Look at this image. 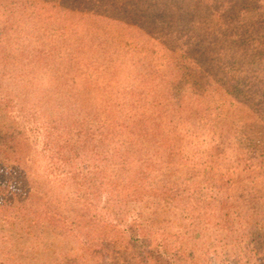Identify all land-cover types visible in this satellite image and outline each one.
Segmentation results:
<instances>
[{"label":"trees","instance_id":"1","mask_svg":"<svg viewBox=\"0 0 264 264\" xmlns=\"http://www.w3.org/2000/svg\"><path fill=\"white\" fill-rule=\"evenodd\" d=\"M0 1V264H199L209 253L264 264V144L250 154L206 138L223 131L216 110L256 107L264 60L253 86L222 73L235 51L208 24V3L183 5L174 25L151 30L143 11L127 9L142 0L101 12L95 0L74 11L77 0ZM9 27L42 33L50 50L8 38ZM20 81L40 88L25 95L26 114L15 104ZM62 81L71 95L57 104ZM193 135L209 141H198L205 164L186 167L175 159ZM41 144L66 178L58 186L29 169Z\"/></svg>","mask_w":264,"mask_h":264},{"label":"rangeland","instance_id":"2","mask_svg":"<svg viewBox=\"0 0 264 264\" xmlns=\"http://www.w3.org/2000/svg\"><path fill=\"white\" fill-rule=\"evenodd\" d=\"M73 1L74 0H71V2ZM89 1L92 0H77L79 4L73 7L70 11H74L73 9L81 10L86 8L85 6ZM123 1L134 2V0H95L94 3L98 4V10L101 12L99 9L100 6L102 8H105L106 6H113L114 8L115 4H122ZM142 2L143 4L140 10L138 7L136 8L134 6H129L127 9L132 13L134 9H136V12L140 13L143 11V18L145 15L146 18L152 21L151 30L156 25L160 26V24L164 25V27L174 25L177 14L183 5L189 6L190 8L193 5L195 6V4L201 5L202 2L205 4L208 3V6L206 8L204 7L205 11H207L208 24L213 25L220 34L227 37V50L235 51V55L233 57L226 54L224 55L225 59L222 58L220 61L223 67L222 73L227 75L234 74L236 76L249 77L240 80L239 83L242 89L246 85L253 86L257 81V78L261 76L259 69L262 68L261 64L264 59L259 57L258 48L261 47L264 51V0H142ZM3 3L4 1L1 2V4ZM159 8L168 9L172 17H168L167 20L164 21L160 15ZM128 15L130 16L129 13ZM152 16L153 18H151ZM136 23L138 24L137 18L132 17L129 25H135V30L138 35L139 32L146 34L145 29L140 28L142 27V24H138V26H136ZM29 26L30 25L27 27ZM48 27L52 29L51 24ZM7 30L8 38H10V34H13L14 38L17 40L25 38L26 40L33 41L37 51L43 49L44 47L47 48V50H50V46L43 45L42 41H40V39L44 36L42 33L37 34L34 31H22L23 33H19L20 31H17L16 29L14 30V28L10 27ZM246 37H250L253 45L258 47L253 48L256 51L248 48V42L244 41ZM13 42H10V40L7 41L8 51H10V48H13ZM36 42H38V44ZM219 44L224 43L219 41ZM105 80L106 79L104 78L99 80L101 86L105 85ZM36 82L38 83V81ZM64 84L65 82L62 81L61 89L53 91V94L57 96L54 103H67V98L71 95L70 91L72 90V86L66 83L69 87L65 88ZM39 90L40 88H37L35 85L30 88V86L23 81L15 84V104L18 106L19 112H24V110H26L24 108L28 107V100L26 102L27 98L25 99V95L30 98L29 92L32 94L34 91L39 93ZM43 91H47L52 94L48 88ZM43 91H40V93ZM230 106L231 107L225 106L222 110H216L221 115L218 118V123L219 127L223 130L216 133H218L217 136L222 135L223 138H216L215 140L214 136L216 133L205 137L208 138V140L211 139V142L215 141V143H219L221 148H229L231 143L236 141V143H240L247 152H250V154H259L260 148L264 144V95L258 96L256 100V107H253V109H248L242 101H237L234 104H230ZM21 107L23 108L21 109ZM24 113L26 114V112ZM29 115L30 112L27 113V116ZM38 137L40 136L38 135ZM205 137L198 138L193 135L190 140H194V142L192 144L187 142L188 145L184 147L182 156L176 158L175 160L177 162L182 161V165L186 167L203 166L205 164V160L202 157L204 153L203 149L200 147H203L204 145L201 144V142L198 144V141L201 140L202 142H209L205 139ZM31 138L36 139L33 136ZM238 139L240 142L237 141ZM42 147L43 144L36 146L34 156L38 157V162L35 165L32 164V159L27 156L28 161L29 159L31 160L30 165L32 167H29V169L32 170V174L37 177L40 182L50 181L49 185L52 186H58L61 182L64 183L66 178L62 175H57V168L52 169L47 167L45 158L41 156L42 153L40 154ZM46 154H48V152ZM140 170L146 175L158 173L157 171L154 172L155 169L152 168V165L148 164H140ZM42 190L48 191L46 188H42ZM30 211L28 214L26 213V216H34L33 214H30ZM201 257L202 258L199 260V264H226V262L222 261L221 257H218L213 253L204 254ZM182 259L185 261L184 258ZM187 261L190 262L191 260L188 259Z\"/></svg>","mask_w":264,"mask_h":264}]
</instances>
